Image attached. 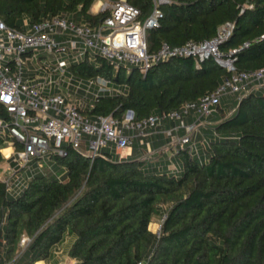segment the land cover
<instances>
[{"label":"trees","instance_id":"obj_1","mask_svg":"<svg viewBox=\"0 0 264 264\" xmlns=\"http://www.w3.org/2000/svg\"><path fill=\"white\" fill-rule=\"evenodd\" d=\"M129 1L141 19L152 13L154 0ZM95 2L0 0V17L17 29H25L26 19L53 15L96 24L109 11L93 12ZM160 7L163 17L147 31L151 52L163 42L211 39L232 22L221 51L233 58L236 71L264 68V0H171ZM70 69L122 86L121 93L99 97L87 114L121 117L132 109L136 120L198 101L232 74L213 56L171 57L146 73L124 66L115 71L101 56ZM238 96L231 113L217 105L219 120L203 131L205 161L181 150L179 161L173 158L180 171H171L169 161L167 169L153 166V156L142 157L147 146L134 142L128 158L115 148L92 158L69 146L67 155H52L35 169L19 191L0 180V264L50 262L68 238L73 264H264V89ZM0 117L8 119L2 105ZM5 145L0 139V162ZM164 212L158 235L149 225ZM25 234L32 240L22 250Z\"/></svg>","mask_w":264,"mask_h":264},{"label":"built area","instance_id":"obj_2","mask_svg":"<svg viewBox=\"0 0 264 264\" xmlns=\"http://www.w3.org/2000/svg\"><path fill=\"white\" fill-rule=\"evenodd\" d=\"M169 2L171 0H154L152 13L141 19L140 9L129 0H102L96 12L109 11V14L96 24L78 23L62 15H53L34 23L26 19L25 29H17L8 26L0 17V105L5 107L8 116V119L0 117V139L14 150L15 162L0 180L10 190L18 185L19 178L15 179V175L19 170L28 167L35 171L30 166L31 160L40 159L41 166L52 155H67L69 146L92 158L103 155L106 147H112L121 158H128L133 155L136 139L144 144L150 129L166 118L179 121L175 129H185L184 134L174 133L173 128L164 131L170 138L162 149L168 154L169 169L181 170L180 164L173 159L181 150L205 161L202 149L205 150L208 137L203 134L202 127L207 125V118L215 112L226 93L242 95L264 89V68L236 71L233 58L221 51L220 43L233 32L232 22L220 26L218 34L211 39L188 40L183 45L163 42L158 50L151 52L147 31L159 24L164 15L160 6ZM96 56L104 57L115 71L122 66L128 72L138 67L142 73L171 57L193 56L203 60L213 56L232 74L200 100L189 101L170 113L139 120L132 109H126L121 117L87 114L85 109L99 97L122 91V86L108 77L84 78L70 69L72 63ZM29 61L35 62L37 74L26 71L24 65ZM190 112H194L195 118L186 123L184 115ZM147 146L142 157L151 158L154 151L149 143ZM167 217L168 213L164 212L156 222L154 230L158 235ZM31 240L27 234L22 237V250ZM12 263L13 260L6 264ZM54 264L67 263L59 260Z\"/></svg>","mask_w":264,"mask_h":264},{"label":"crops","instance_id":"obj_3","mask_svg":"<svg viewBox=\"0 0 264 264\" xmlns=\"http://www.w3.org/2000/svg\"><path fill=\"white\" fill-rule=\"evenodd\" d=\"M92 9H93V7L91 8V10ZM92 11L96 12V10H92ZM235 95L238 97V94H235ZM223 102L224 101L222 99L221 104H224ZM235 103H236V99L233 100L231 103H225L224 107H226V110L231 113V112H233V110L235 108ZM217 114H218V111L215 110V112L207 118V125L205 127H202L204 132L206 131L207 127L210 128L214 123H216L219 120V117L217 116ZM194 118H195L194 112H190L189 114L184 115V119H185L186 123L192 122L194 120ZM178 123H179V121L177 119L166 118V119H164V121L159 126H156V128L150 129V132L144 137V139H145L144 145L147 146V143H149L150 146H152V149L154 151L153 158L151 159V163L153 166H158L162 169L168 168V166H167L168 165V163H167L168 162V159H167L168 154L166 152H164V150H162V149H163L164 145L169 141L170 138L165 134L164 131L173 128L174 133L184 134L185 129L180 128L179 130H177L174 128L176 125H178ZM137 142H138V139H136L135 143H137ZM137 144L139 145V142ZM144 145H143V148H145ZM5 148H9L10 151L4 152L3 150ZM5 148H3L1 150L3 153V156H4V160L2 162H0V176H5L6 173L10 172V166H15L14 160L13 161L12 160L11 161L6 160L7 158H10L11 155H14L13 154L14 150L12 149V147L10 145H6ZM202 153H205L204 149H202ZM174 159L176 161H179L178 154L175 155ZM21 171L22 170H19L17 172V174L15 175V179L19 178L21 176V178L17 182L18 185H16V190H18V191L20 189H22V187L26 184L25 179L23 178L24 177L23 174H19V173H21ZM29 173H30V171L25 172L26 176ZM155 219H157V218H155ZM155 219L150 223L151 225H154L156 223ZM151 227H149V228L151 230H153ZM153 231H155V230H153ZM70 241H71L70 238H68L64 243H61L60 245H58V247H57L58 251H56L55 257L52 261L47 262L46 260L42 259V260L37 261V262L43 261V264H54L56 262H59V260L69 258L70 264L75 263L76 260L74 258H72L68 253V247H69ZM59 249H60V251H59Z\"/></svg>","mask_w":264,"mask_h":264},{"label":"rangeland","instance_id":"obj_4","mask_svg":"<svg viewBox=\"0 0 264 264\" xmlns=\"http://www.w3.org/2000/svg\"><path fill=\"white\" fill-rule=\"evenodd\" d=\"M100 1H102V0H96V2H95V4L96 3H98V2H100ZM94 4V5H95ZM98 8V7H97ZM97 8L95 9L94 8V6H93V9L92 10H97ZM25 66V69H26V71H29V72H31L32 73V75H34V74H37L38 72H39V70L38 69H36V64H35V62H33V61H29L28 63H27V65H24ZM116 85H118V83H116ZM237 96L235 95V94H232V93H226L224 96H223V103L225 104V103H231L233 100H235V99H238L239 98V96L236 98ZM108 148H111L112 149V147H108ZM86 149V148H85ZM115 154H117V150L115 149ZM14 155H11V157L10 158H7L6 160L8 161H13L14 159ZM36 170H41L42 169V166H38L37 168H35ZM27 171H30V173L26 176V174H25V172H27ZM35 171H33V169H31V168H28V167H26V168H23V170L21 171V173H19V174H23V178L25 179V182L27 181V179L30 177V176H32V173H34ZM28 177V178H27ZM21 178V176L19 177V179ZM159 219V218H158ZM158 220L156 219V222H157ZM151 225V224H150ZM149 225V227H151L153 230L154 229H156L157 228V224L155 223L154 225H151L150 226ZM61 248V247H60ZM57 251H58V249H56ZM59 251H60V249H59ZM62 261H64V262H66L67 264H70V259L68 258V259H63Z\"/></svg>","mask_w":264,"mask_h":264},{"label":"bare ground","instance_id":"obj_5","mask_svg":"<svg viewBox=\"0 0 264 264\" xmlns=\"http://www.w3.org/2000/svg\"><path fill=\"white\" fill-rule=\"evenodd\" d=\"M98 4H99V3H96V4L94 5V8H97V7H98ZM3 151H4V152H5V151H6V152H9L10 150H9V148H5ZM35 264H43V261H42V262H36Z\"/></svg>","mask_w":264,"mask_h":264}]
</instances>
